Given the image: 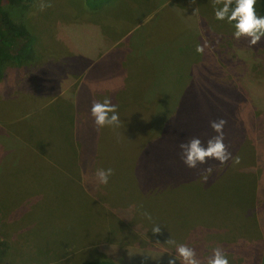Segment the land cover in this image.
Here are the masks:
<instances>
[{
    "label": "rangeland",
    "instance_id": "obj_1",
    "mask_svg": "<svg viewBox=\"0 0 264 264\" xmlns=\"http://www.w3.org/2000/svg\"><path fill=\"white\" fill-rule=\"evenodd\" d=\"M34 2L24 23L37 59L13 66L0 82V264H168L180 244L200 264L217 247L229 264H264V37L255 45L234 39L232 25L214 19V0H111L106 11L85 0ZM122 48L141 51L132 61L143 64L145 77L135 80L143 94L121 95L119 125L97 128L88 101L116 99L110 81ZM167 98L173 117L197 119L178 145L207 141L216 135L210 121L222 118L231 158L183 165L170 182L144 177L137 157L156 154L169 120L158 126L154 117L165 104L172 108ZM245 137L256 153L247 150L245 164L231 167ZM168 140L173 153L175 138ZM88 143L94 180L84 172ZM102 168L113 170L107 184L96 176ZM246 170L256 173L257 202L229 208L250 184Z\"/></svg>",
    "mask_w": 264,
    "mask_h": 264
},
{
    "label": "trees",
    "instance_id": "obj_2",
    "mask_svg": "<svg viewBox=\"0 0 264 264\" xmlns=\"http://www.w3.org/2000/svg\"><path fill=\"white\" fill-rule=\"evenodd\" d=\"M111 0H85V3L87 5V8H98L107 10V8L111 5L108 3ZM34 0H0V82H2L7 76L10 69L15 66H22L27 65L29 63H32L36 61V54H38L34 47L35 42V35L29 30V28L25 25V14H27L28 8L34 4ZM254 8L258 15L264 16V0H256V4L254 5ZM112 36V35H110ZM116 36V35H114ZM113 36V38H114ZM127 38V37H126ZM126 38H124L126 40ZM123 40L124 42H126ZM120 44H124L120 42ZM119 44V45H120ZM142 50V49H141ZM141 51H135V49L125 51L124 48H122V57L120 60L118 59V70L111 76L113 79L110 81L111 85L110 88L113 89V95L116 97L114 102H112L113 105L119 106L121 101L120 97L121 95L126 96L127 93L130 91L134 92L135 89L140 91L141 95L143 94V90L138 85V81L141 82V79L145 77L144 73L141 69V60L140 58H134V61H132L133 57L136 55H140ZM131 54V55H129ZM144 59V58H143ZM140 60V63L138 62ZM132 61V62H131ZM131 63V64H130ZM33 64V63H32ZM116 67V66H115ZM144 69V68H143ZM116 70V68L114 69ZM130 74V76H129ZM228 79V78H227ZM129 80L134 81V85L129 82ZM138 80V81H135ZM149 80V79H148ZM229 81V79H228ZM130 83V84H129ZM108 88V89H110ZM116 88V89H115ZM67 88L63 90L61 93L66 92ZM122 93V94H120ZM132 99H135L137 97V94H132ZM95 97V96H94ZM96 99V97H95ZM95 99H91L88 102H91L92 104L95 102ZM171 101V99L167 98ZM100 102V100L98 101ZM172 108H169L167 104L164 105L163 112L158 113L157 116L154 117V124L158 126H163L164 122L168 119L169 121L166 123L163 130L160 132V137L158 138V146L156 150H152L151 152H142L140 157L138 158V163L136 164L137 168H140L141 174L145 176H161V177H168L169 181H173V177L182 175V166L184 163L181 160L180 157V149L178 143L181 141V138L185 135V129L184 128H190L192 123H196V118L192 117V113L188 116H185L187 118H182L183 116L179 117H173L175 116V112L172 111L174 108V102ZM147 102L137 103L140 105H143ZM229 110L231 108V103H227ZM144 107L147 109V105H143L139 108L141 111H145ZM158 107H160V103L158 102ZM88 108V105H87ZM143 108V109H142ZM169 108V109H168ZM166 110V111H165ZM165 111V112H164ZM194 121H193V119ZM141 119H143V115L141 116ZM136 125L140 127V123L135 121ZM176 125V126H174ZM174 129L172 130V128ZM178 128V129H177ZM72 129H75L74 127ZM187 130V129H186ZM163 134V137H162ZM247 136V135H246ZM175 138V141H172V144H175V149L173 150V153H171L170 145H168V138ZM247 137L243 138V141L237 148V152L235 153L233 159L231 160L232 165L235 164H245L244 159V153L247 150H253L256 153V147L255 142L253 144L250 142L248 144ZM82 141V135L79 136V140L77 144L80 146ZM90 151V154L88 155L89 159L87 161H84L86 163L87 168L84 169L85 172V178H91L94 180V172L89 171V165L92 164V166H98L97 165V159L96 155H94L95 151V145L94 143H88L85 150ZM140 149V148H139ZM142 150V149H140ZM91 152L93 154H91ZM162 152H164V155L162 156ZM238 158L239 163H236V159ZM214 165V163L212 164ZM211 165V166H212ZM211 166H208L210 169ZM229 167V168H231ZM208 169L203 174L199 175H206ZM134 174L139 175L137 172L133 171L132 169V176ZM243 179L246 183H250L249 185H244L242 188V194L241 197L230 204V207H233L236 205L237 202H239L240 210H243L247 205H255L257 202L256 197V173L252 171H243L241 173ZM84 177V174H83ZM196 179V178H195ZM208 180V179H207ZM83 181V179L81 180ZM164 183L165 180H164ZM207 184L210 185L207 181ZM249 186L252 189V194L248 191ZM263 206H264V191H263ZM228 208V210H229ZM1 210H6L2 207H0V218H1ZM233 213H236L239 211L237 208L230 209ZM229 210V213L231 214ZM2 239L0 238V244L2 243ZM80 264H115L112 260H108L105 258H89L83 260Z\"/></svg>",
    "mask_w": 264,
    "mask_h": 264
},
{
    "label": "clouds",
    "instance_id": "obj_3",
    "mask_svg": "<svg viewBox=\"0 0 264 264\" xmlns=\"http://www.w3.org/2000/svg\"><path fill=\"white\" fill-rule=\"evenodd\" d=\"M255 4L256 0H214L213 17L217 21H226L232 25L234 39L247 37L248 43L255 45L264 37V16L257 14L254 8ZM197 51H202V49L197 48ZM90 114L97 128L118 126L120 123L116 106L108 99L103 102H94ZM225 123L226 121L222 118L210 121V127L216 135L203 143L199 137H192L187 142L179 144L180 157L186 167L196 168L198 164H204L209 158L220 164L231 158V153L227 151L224 144L223 127ZM235 162L239 163L238 158ZM112 174L111 168H102L96 171L97 179L101 184H107ZM160 230L159 226L152 228L154 234H158ZM177 262L178 264H200L195 251L184 244L176 246L175 255L170 257L168 264H177ZM208 264H229V259L225 252L217 247L212 250Z\"/></svg>",
    "mask_w": 264,
    "mask_h": 264
}]
</instances>
